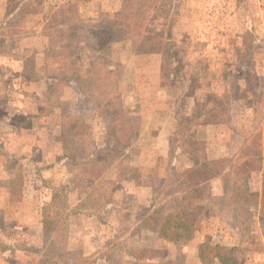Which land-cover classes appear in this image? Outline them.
Returning a JSON list of instances; mask_svg holds the SVG:
<instances>
[{
  "label": "rangeland",
  "instance_id": "rangeland-1",
  "mask_svg": "<svg viewBox=\"0 0 264 264\" xmlns=\"http://www.w3.org/2000/svg\"><path fill=\"white\" fill-rule=\"evenodd\" d=\"M123 1L7 8L10 26H0V264H198L195 241L206 238L236 264H264L261 181L224 192L219 177L202 171L220 166L230 176L250 138H264V0H137L99 59L120 76L113 87L119 106L100 113L70 76L84 70L82 21L113 15ZM136 32L173 48L163 76L158 52L134 53L127 33ZM68 36L78 49L50 50ZM48 90L51 100L42 103ZM57 97L64 114L46 105ZM107 129L125 145L110 146ZM110 154L118 159L108 165ZM246 202L253 208L240 211ZM170 211L194 223L195 241L159 238L152 218Z\"/></svg>",
  "mask_w": 264,
  "mask_h": 264
},
{
  "label": "trees",
  "instance_id": "trees-1",
  "mask_svg": "<svg viewBox=\"0 0 264 264\" xmlns=\"http://www.w3.org/2000/svg\"><path fill=\"white\" fill-rule=\"evenodd\" d=\"M21 2L23 3L22 12H25L28 9L35 8V4L38 0H0V26L6 28L10 26L9 24L11 19L8 18L9 16L7 12L9 4L11 3L18 6L16 4H21ZM136 5H138L137 0H124L120 8L117 9L113 15L99 14L91 19H84L82 21V38L78 41L81 42V44H79V48L82 50V58H80V61L83 63V67L81 68L84 70H81L80 72L74 74V76L70 77L73 79L79 94L86 100L87 106L96 112L110 113L119 106V103L117 102L119 95L113 87L120 80V76L115 71L102 67L99 63V59L105 57L109 52V48L112 43L111 41L116 36L114 27H119V25H121V19H123L122 21L127 19L125 14L127 15L129 13V16L132 17L134 15L132 12H134ZM125 29L127 31L128 26H126ZM54 33L58 34V32ZM0 34L4 33L0 32ZM127 34L128 39L132 41V48L135 54H147L153 52H158L160 54L162 61V68L160 71L163 76V66L170 64L171 59H173L174 56V50L171 45H162L161 43L156 46L157 42L153 38L151 32H136L134 34ZM156 35L159 37L160 41L161 34L157 32ZM72 41L70 36L64 37L63 44L61 46H51L52 48H50V50L55 51V54L59 52L61 54V52H64L67 49H78L76 48L78 46H72ZM162 46L164 47L162 48ZM56 47H58V51L55 50ZM70 59L67 61L70 62ZM71 65L69 68L73 67L75 64L73 63ZM55 86L56 85H53L52 89L56 92L57 90L54 89ZM49 90L44 97H42V103L46 100H51V92H49ZM56 101H59L58 97L54 100L56 103L55 105L48 103H46V105L49 106L53 112L60 107V110L58 111H61L64 114L65 111L61 109L64 103H58ZM76 118L79 119L80 116H76ZM106 133L109 136L108 144L110 146L122 147L125 145L123 144L124 141L122 140V135H118L115 130L107 129ZM243 149L248 150V153H242ZM243 149L238 159V162L242 163L241 165L243 166L241 167L240 165V167L235 168L236 170H231L230 176H225L220 166L211 167L210 165H202V171L207 175L219 177L224 192L225 190L236 189L238 184L240 187L242 186L243 190H246L250 179L255 185H257V181L259 179L262 184V194H264V138L262 139V137L256 135L252 136L244 145ZM108 156L110 161L108 165H111L112 159H118L116 158L118 156L114 157L112 154ZM96 159L97 157H95V159L91 157L89 158V161L91 163H98ZM245 160H247V163L244 162ZM234 176L236 180L234 179ZM231 180L232 182L230 184ZM238 190L240 191V189ZM253 206L251 207L249 202L244 203L242 206L240 204L237 205L240 211L242 210L248 212L251 211L250 208H253ZM47 216L49 217L48 214ZM152 219L153 225L155 226L154 228L156 229L159 238L162 240L175 242L180 245L188 241L193 242L194 235L197 232L194 223L184 219L182 215H179L177 212L170 211L168 213H164V215L162 214L160 217L154 216ZM209 241V238H206L203 242L195 241V244H197L196 257L198 258V264H236L234 257L226 253V248H223L216 243H210Z\"/></svg>",
  "mask_w": 264,
  "mask_h": 264
}]
</instances>
